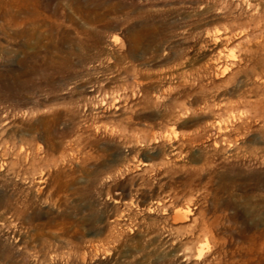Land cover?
<instances>
[{"label":"rangeland","instance_id":"obj_1","mask_svg":"<svg viewBox=\"0 0 264 264\" xmlns=\"http://www.w3.org/2000/svg\"><path fill=\"white\" fill-rule=\"evenodd\" d=\"M0 264H264V0H0Z\"/></svg>","mask_w":264,"mask_h":264}]
</instances>
